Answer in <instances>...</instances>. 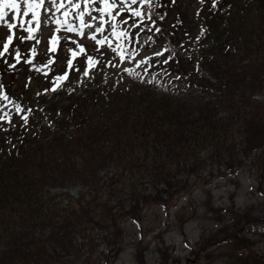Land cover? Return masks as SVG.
Wrapping results in <instances>:
<instances>
[{"label":"trees","instance_id":"obj_1","mask_svg":"<svg viewBox=\"0 0 264 264\" xmlns=\"http://www.w3.org/2000/svg\"><path fill=\"white\" fill-rule=\"evenodd\" d=\"M179 1L151 0L160 20L146 16L138 21L127 13L126 23L118 21V32L126 33L116 41L118 54L130 59L137 53L143 31L166 36L161 20ZM217 3L210 0L215 8L210 10L212 46L185 48L181 54L165 48L151 60L157 72L178 76L181 89L168 85L153 94L137 89L138 82L130 81V88L104 81L85 95L41 97L34 104L29 86L11 91L4 72L14 77L30 73L37 83L52 87L58 76L71 79L89 57L105 59L118 48L79 50L71 66L69 57L48 64L50 59L42 60L37 52L18 56L13 66L4 60L0 82L4 95L17 104L7 105L11 120L0 119V264H51L75 249V234L82 229L116 228L120 214L172 198L190 174L206 170L208 163L233 168L258 149L264 154V100L254 97L264 94V0L235 2L222 35ZM179 19L171 24L177 26ZM170 31L163 42H173L177 28ZM196 61L207 77L197 76ZM6 103L0 93V108ZM68 183L86 190L64 205L63 192L44 193ZM125 200L129 208L123 210ZM236 256L239 264L264 263Z\"/></svg>","mask_w":264,"mask_h":264},{"label":"rangeland","instance_id":"obj_2","mask_svg":"<svg viewBox=\"0 0 264 264\" xmlns=\"http://www.w3.org/2000/svg\"><path fill=\"white\" fill-rule=\"evenodd\" d=\"M227 1L229 0H217L216 4V8L220 7L218 15L222 19L219 23V35H222L221 29L228 25L227 19L235 8L233 4L245 0H232V3ZM73 2L80 3L81 8L73 10L68 0H44L39 8L34 9L38 15V25L35 21L31 26L27 23L24 25L37 29L33 32L32 39H26L29 33L20 27L22 20L27 22L32 19V13L24 15L27 10L25 0H16L19 6L16 11L3 9L6 15L4 20H0V53H3L0 55V65H3L4 69L7 64L4 60H12L13 66V60L16 61L18 56L30 58L35 52L40 54L42 60L44 57L45 60L50 59L48 64L52 61L60 64L63 61L60 57H69L68 61H73L72 52L79 53L81 47L93 51L94 47L101 49L103 46H109L112 47V52L118 48L117 53L111 55L109 52L105 59L104 56H91L95 61L93 66L86 63L84 66L75 67L79 70L71 79L56 81L52 87L37 83L30 73L14 77L4 72L6 81L12 83L11 91L14 92L15 87L21 89L23 84L29 86L27 95L34 104L36 100L40 101L41 97L55 100L70 94L85 95L91 88L104 81L130 88V81L138 82L137 89L153 94H160L168 85L181 89L178 76L157 72L151 60L165 48H177L181 54L184 53L183 49L189 47L197 51L207 49L216 40V37L210 34V10L214 8L210 0H180L178 6L170 8L168 16L161 20L166 27V36L156 35L154 32L152 34V30L143 31L137 53H132L130 59L124 58L127 56L118 54L122 50L116 44L119 35L113 34V25L116 26V33H119L118 21H126L127 13L131 15V10L134 9L141 11V17H134L138 21L148 19L146 16L160 20L151 0L147 3L137 0L135 4H132L131 0H124V3L120 4L117 0V6L111 10L112 15L102 14L99 9L103 5L90 2L83 17V24L78 16L84 11V0ZM60 3L64 4V8L57 11V5ZM125 8L128 10L125 11ZM65 12H68L67 17ZM117 12L119 15H116ZM201 12L204 17L202 23ZM113 15L115 20L112 19ZM178 15V24L173 26L171 23ZM153 22L154 20H151V23ZM9 23L15 25L11 31L7 26ZM130 24L133 22L129 21ZM68 27L76 31L70 32ZM97 27H103V32L97 33ZM185 27L190 31L189 35ZM172 28H177L173 42H163L167 35L170 36ZM9 35L13 36V40L5 52L3 45L7 43L6 38ZM93 35L97 40L107 36L110 44L105 42L98 45L96 40L91 38ZM53 37H56L55 41ZM195 64L197 76L207 77L208 73L198 61ZM4 92L5 88L0 82V93L7 100L0 108V119L9 121L12 113L7 105L16 106L17 103L16 99L4 95ZM254 97L264 100L262 93H257ZM43 123L47 124V120L44 119ZM263 156L261 149H258L244 159L243 164L233 168L208 163L206 170L190 174L186 185L172 198L165 202L150 201L137 210L130 208V213L120 214L116 228L109 231L104 228L82 229L75 234V249L64 252L51 264H239L236 253L264 262ZM85 190L86 187L81 184L68 183L64 187H48L44 193L51 195L63 192L61 204L64 205L67 201L77 199ZM128 208L129 203L125 200L123 210ZM239 239L241 244L234 247V243ZM246 264H251L250 260H247Z\"/></svg>","mask_w":264,"mask_h":264},{"label":"snow or ice","instance_id":"obj_3","mask_svg":"<svg viewBox=\"0 0 264 264\" xmlns=\"http://www.w3.org/2000/svg\"><path fill=\"white\" fill-rule=\"evenodd\" d=\"M43 2H44V0H38V2H37V0H25V3L27 4V10L24 12V15H28L29 13H32V19L31 20H28L27 22L22 20L20 22V27L23 28L24 31L29 33V35L26 37V39H32L33 38V32L36 31L37 29L32 28V27H24V25H25V23H27L29 26H31L34 21L38 25V15L34 11V9L39 8L43 4ZM68 2L71 5L73 10L81 8V4L80 3H74L73 0H68ZM90 2H93V0H84V11H81L79 13V16H78V18L81 21V24L84 23L83 17L85 15V12H87V10H88V4ZM100 2L103 4V7H101L99 9V11L102 14L103 13H108L109 15H112L111 10L117 6V0H100ZM119 2H120V4H123L124 0H119ZM136 2H137V0H131L132 4H135ZM143 2L147 3V2H149V0H143ZM4 8H9V9H11L13 11H16V10H18L19 6L17 5L16 0H0V20H4V17L6 15L4 13V11H3ZM62 8H64V4L63 3H60V4L57 5V11H59ZM124 10L127 11L128 9L125 8ZM64 15L67 17L68 16V12H65ZM116 15H119V12H117ZM131 15L133 17H141V11L139 9L131 10ZM92 19H96V17H92ZM112 19L115 20V15L112 16ZM124 22L126 23V21H124ZM102 23H103V21H102ZM7 26H8L9 31H11L13 27H15V25L10 24V23ZM86 26L87 27H91V25H86ZM133 26H136V25H133ZM67 30L70 31V32L76 31V29H74L72 27H68ZM156 30L159 31V29H156ZM95 31L97 33H102L103 32V27H97ZM113 34L114 35L118 34L120 36L126 35L125 32L116 33V26L115 25H113ZM91 38L96 40V43L98 45L99 44H103L105 42H109L107 36H105L102 40H97L95 35H93ZM6 39H7V43H4V45H3L5 52L8 50L9 45L11 44V42L13 40V36L9 35V36H7ZM21 39H25V38H21ZM149 39H151V37H149ZM53 40L55 41L56 37H53ZM109 44H110V42H109ZM83 51H84V49L81 47L80 48V52H83ZM113 51H115V49H113ZM0 55H3V53H0ZM72 55H73V57H75L77 55V53L76 52H72ZM157 55H160V53H157ZM122 59H123V57H122ZM88 63H89L90 66H93L95 64V61L91 57H89L88 58ZM68 64H69V66H71L72 61L69 60ZM85 74H87V73H85ZM65 78H66V75L65 76H58V77H56V81L59 82V81L65 79ZM53 90H55V89H53Z\"/></svg>","mask_w":264,"mask_h":264}]
</instances>
